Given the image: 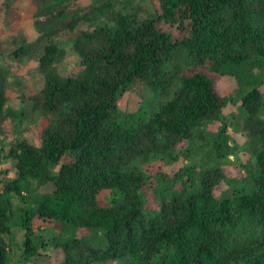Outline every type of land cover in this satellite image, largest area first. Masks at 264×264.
<instances>
[{"label":"trees","instance_id":"obj_1","mask_svg":"<svg viewBox=\"0 0 264 264\" xmlns=\"http://www.w3.org/2000/svg\"><path fill=\"white\" fill-rule=\"evenodd\" d=\"M154 3L144 19L109 3L93 12L99 22L74 18L63 37L50 36V26L35 43L23 34L9 39L16 57L33 58L44 72L33 102L49 121L38 145L10 149L15 178L0 172V264H21L11 261L14 225L26 232L28 264H53L44 255L52 243L58 264H264V139L251 185L230 198L215 194L225 178L219 165L231 150L227 141L212 146L217 166L196 189H186L182 175L161 192L166 174L143 169L190 141L202 123L224 126L219 116L230 101L215 75L237 80L239 88L249 84L241 107L264 131V0ZM91 25L93 31L86 29ZM94 39L98 47L84 45ZM65 42L82 63L67 77L54 67ZM129 92L142 96L133 112L119 105ZM1 113L23 118L6 107L0 88ZM151 192L162 201L153 215L145 211ZM48 227L62 232L50 244L43 241Z\"/></svg>","mask_w":264,"mask_h":264},{"label":"rangeland","instance_id":"obj_2","mask_svg":"<svg viewBox=\"0 0 264 264\" xmlns=\"http://www.w3.org/2000/svg\"><path fill=\"white\" fill-rule=\"evenodd\" d=\"M51 1L12 0L10 4H7V0H0V88L4 94L6 107L17 113H23L20 121L7 114H0L2 128L0 132V172L8 171L9 178L16 176V163L8 158L10 149L21 142L38 145V134L43 132L45 124L49 121L48 116L44 115L33 102V98L44 88V72L33 58L16 57L12 52L15 47L8 45L9 39L23 34L29 38L31 43H35L39 37L47 36L46 31L43 32V30L48 31L50 26H55L50 36L55 34L63 37L61 35L66 33L64 32L66 27L74 18H88L93 23L99 22V19L93 17V12L99 13L95 10L105 8L109 3L114 5L113 11L122 10L125 14L134 15L138 19L148 18L155 5V0H70L60 7L50 8ZM92 25L87 26L86 29L93 31L94 26ZM99 44L96 39L84 43L86 47H98ZM72 45V42H65L61 45L63 53L54 65L56 71L63 77L71 73H79L82 69L81 58L72 49ZM214 79L222 96L230 101L219 116L224 126L219 120H208L194 131L190 141L179 142L176 147L166 151L158 159L143 165V169L151 176H155L156 173L166 174L163 176V183L159 186L161 192H166L165 188H172L174 180L180 181L182 175L184 182H180L185 183L186 189L198 188L202 178L217 166V156L212 146L215 142L222 141H227L231 150L220 160L219 167L224 170L225 178L216 190L217 199L230 198L244 187L251 185V173L256 171V151L264 139V131L260 130L258 124L247 121V114L241 107L243 96L251 87L243 82L239 88L237 80L221 75H215ZM259 88L262 93L259 117L263 121L264 83L259 85ZM141 98L140 93L129 92L120 98L119 105L123 110L133 112ZM213 175L214 173H211L210 176ZM176 184L178 185L175 188L180 190L182 186L180 183ZM1 188L0 184V190ZM161 203V199L155 195V192H151L145 211L153 215L160 209ZM20 206V201L17 198L14 199L13 219L15 222L19 220ZM46 229L43 236L45 243H52L53 237L62 234L61 230L55 227ZM12 231L14 237L11 241V261L28 264L22 254L26 232L17 225L13 226ZM50 246L49 250L44 251V255L52 258L53 264L60 263L59 259L53 258L51 248H55L56 245L52 243Z\"/></svg>","mask_w":264,"mask_h":264}]
</instances>
